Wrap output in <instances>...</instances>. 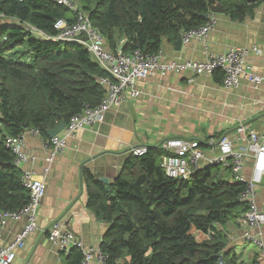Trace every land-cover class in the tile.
Returning <instances> with one entry per match:
<instances>
[{"label":"trees","instance_id":"trees-1","mask_svg":"<svg viewBox=\"0 0 264 264\" xmlns=\"http://www.w3.org/2000/svg\"><path fill=\"white\" fill-rule=\"evenodd\" d=\"M259 1L79 0L108 50L115 52L121 42L125 53L150 54L162 48L164 37L175 42L205 24L203 14L215 4L243 21ZM0 15V211L20 210L29 193L6 139L35 128L46 140L48 129L68 123L87 105L98 106L106 92L99 79L107 72L81 44L34 33L32 28L56 36L58 20L74 22L57 0H0ZM159 149L148 147L144 156L132 157L127 169L138 171L123 173L110 188L85 174L89 205L109 225L101 244L108 264H249L239 259L225 232L248 210L241 200L245 185L232 177L214 181L212 168L220 166L188 179L171 178ZM82 260V252L73 248L64 264ZM251 264H263L258 253Z\"/></svg>","mask_w":264,"mask_h":264},{"label":"crops","instance_id":"crops-1","mask_svg":"<svg viewBox=\"0 0 264 264\" xmlns=\"http://www.w3.org/2000/svg\"><path fill=\"white\" fill-rule=\"evenodd\" d=\"M215 17L216 25L206 44L191 38L178 49L177 41L164 37L165 60H203L209 53L244 47L250 49L248 63L257 74L264 76V0H260L253 15L243 21L235 20L227 13H215ZM120 43L117 49L122 48ZM254 47L261 53L257 54ZM137 87L142 92L138 98L110 108L102 123L83 129L68 139L66 151L55 159L46 179V193L37 218L38 228L26 239L24 246L17 249L13 264H64L68 253L52 243L45 233L57 220L64 222L86 246L101 247L109 225L89 205L85 174L90 173L107 188L123 173L131 176L130 172L138 171L127 169L134 157L132 147L160 148L164 140L180 137L199 141L210 157L216 152L211 140L225 134L235 140V149L244 148L246 142L239 140L241 134L238 131L242 125L264 131V87H256L246 80H242L237 88H227L218 72L202 76L191 72L171 73L143 79ZM44 141L43 136L26 135L23 151L35 160L22 163L20 170L43 174L46 165ZM159 150L163 156V150ZM206 167L209 165L203 160L199 170ZM252 167L250 159L245 168L247 175ZM215 175L232 177L231 172L223 167L216 169ZM101 179H107L109 183L105 184ZM262 192L263 187H260L258 201L263 207ZM25 222V219L10 220L2 227L4 245L16 238ZM225 232L229 244L235 248L237 244L245 243L237 224L229 222ZM203 236V239L207 238ZM242 261L252 263V260ZM91 264L100 263L94 258Z\"/></svg>","mask_w":264,"mask_h":264},{"label":"built area","instance_id":"built-area-1","mask_svg":"<svg viewBox=\"0 0 264 264\" xmlns=\"http://www.w3.org/2000/svg\"><path fill=\"white\" fill-rule=\"evenodd\" d=\"M57 3L73 13L74 22L70 23L66 19L58 20L55 28L59 33L51 37L35 28L32 30L48 40L75 42L84 46L99 66L107 72V76L99 79L106 92L98 106L87 105L80 114L70 118L61 133L44 141L46 165L43 174L38 175L33 170H21V182L29 193V201L20 210L0 211V264H13L17 249L23 247L26 239L37 230L38 212L46 193V179L55 159L66 151L68 139L75 137L83 129L102 123L105 113L110 108L119 106L129 99L138 98L142 93L137 87L141 80L157 74L166 76L171 73L191 72L196 76H202L220 71L227 88H237L242 80L256 87H264V76L257 74L248 63L247 56L250 52L248 48L232 47L224 53H209L203 60L171 62L165 60L162 48L153 54L145 53L140 49L132 53H125L122 49L112 52L107 49L102 34L92 26L79 0H57ZM215 25L216 17L211 12L205 24L182 33V43L186 44L191 38H196L206 44L208 35L214 30ZM83 33L87 39L80 38ZM253 50L257 54L261 53L257 47ZM238 131L241 134L239 140L246 142L244 148L235 149V140L225 134L217 140H211L216 152L210 157L199 141L180 137L168 138L160 145L164 154L161 157V166L167 176L183 179L196 174L203 160H206L209 166L230 167L232 179L243 183L246 187L241 200L247 202L248 210L238 219L237 226L241 229L243 240L256 246L260 260L264 264V206H260L258 201L260 187H263L264 198V131H255L246 125H242ZM27 134L41 136L38 129L31 128L19 136L6 139V147L12 151L19 168L22 163L35 160L33 156L23 151ZM147 151L148 146L145 145L131 148V154L136 157L144 156ZM250 159L253 161V167L251 173L247 175L245 168ZM21 219L26 220L23 230L13 241L4 245L2 227L10 220ZM45 233L48 239L65 253H69L73 248L79 249L83 254L82 264H91L94 258L100 264H108L109 257L101 247L86 246L83 240L75 237L73 231L61 220L52 222Z\"/></svg>","mask_w":264,"mask_h":264},{"label":"rangeland","instance_id":"rangeland-1","mask_svg":"<svg viewBox=\"0 0 264 264\" xmlns=\"http://www.w3.org/2000/svg\"><path fill=\"white\" fill-rule=\"evenodd\" d=\"M20 48L21 49H26L25 46H22ZM212 172H213V175H214V178H213L214 181H218L219 179H231V176H229V175L227 177L225 175H222L220 177L219 176L217 177V175H215L216 167H213L212 168ZM194 233L197 234L198 237L201 240L204 238L203 234L198 233L197 231H194ZM230 246H233V245H230ZM255 250H257V248L252 243L245 242V243L237 244L236 245V252L237 253H241L240 256H243L242 259L239 256V259H241V260H245V261H249V260L251 261V260H253L254 256L256 255V251Z\"/></svg>","mask_w":264,"mask_h":264},{"label":"water","instance_id":"water-1","mask_svg":"<svg viewBox=\"0 0 264 264\" xmlns=\"http://www.w3.org/2000/svg\"><path fill=\"white\" fill-rule=\"evenodd\" d=\"M211 12L214 13H225V10L222 8V6L220 4H215L212 9ZM204 18H208V14H203ZM80 38L83 39H87L86 35L83 33L82 35H80ZM176 44L178 45V49H180V47L182 46V39H178V41L176 42ZM67 123L65 120H62L55 128L53 129H48L47 130V136L49 138H53L54 136L58 135L59 133H61L64 128L66 127ZM101 182L108 184V180L107 179H101Z\"/></svg>","mask_w":264,"mask_h":264}]
</instances>
